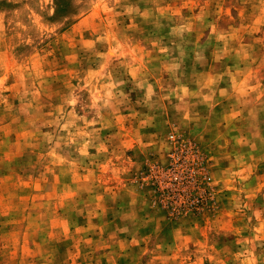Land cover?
I'll use <instances>...</instances> for the list:
<instances>
[{"label":"rangeland","instance_id":"1","mask_svg":"<svg viewBox=\"0 0 264 264\" xmlns=\"http://www.w3.org/2000/svg\"><path fill=\"white\" fill-rule=\"evenodd\" d=\"M0 264H264V0H0Z\"/></svg>","mask_w":264,"mask_h":264},{"label":"trees","instance_id":"2","mask_svg":"<svg viewBox=\"0 0 264 264\" xmlns=\"http://www.w3.org/2000/svg\"><path fill=\"white\" fill-rule=\"evenodd\" d=\"M172 193H175L177 197H179V196H181V195H182V194H181L180 192H178V191H177V192H175V191H173V190H172ZM196 201H197V200H196Z\"/></svg>","mask_w":264,"mask_h":264}]
</instances>
